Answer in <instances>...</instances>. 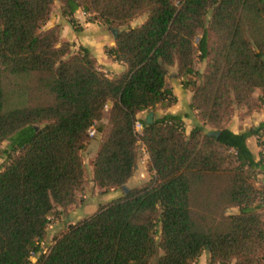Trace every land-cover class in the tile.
I'll use <instances>...</instances> for the list:
<instances>
[{"label": "trees", "instance_id": "trees-1", "mask_svg": "<svg viewBox=\"0 0 264 264\" xmlns=\"http://www.w3.org/2000/svg\"><path fill=\"white\" fill-rule=\"evenodd\" d=\"M55 2L71 26L80 9L114 33L105 53L121 74L108 77L87 49L60 41L58 26L46 28ZM174 67L200 123L188 135L179 115L137 119L176 103ZM255 91L263 105L264 0H0V264H195L204 253L206 264H264V122L223 126ZM91 127L101 135L92 183L122 196L44 254L50 218L80 202ZM139 143L151 178L128 187Z\"/></svg>", "mask_w": 264, "mask_h": 264}, {"label": "rangeland", "instance_id": "rangeland-1", "mask_svg": "<svg viewBox=\"0 0 264 264\" xmlns=\"http://www.w3.org/2000/svg\"><path fill=\"white\" fill-rule=\"evenodd\" d=\"M176 1V0H174ZM57 6L53 5L52 6V11H54V9H56ZM144 17L138 18L135 21H133L130 25L132 27H135L137 25H139L140 23H142ZM66 21L68 22V19H66ZM75 22V21H74ZM75 26L73 27L75 30H78V25L75 22L74 23ZM58 26V25H56ZM59 27V26H58ZM194 68L197 70V72L199 74H201L205 68V62H196L194 65ZM176 75V68H172L169 71V75L167 77V85L170 87L171 84L175 85V82H179L180 86H183V89L185 90H189L191 93V88L189 87H184L183 84V80L179 79L178 77L173 78V76ZM192 80H195L194 78H192ZM197 77H196V83H197ZM260 96V91H255L251 97V102H250V107L249 108H236L234 110L233 115L229 118V120L225 121L223 123V126L228 128L229 130H235V131H239V130H249L251 128H254L256 126H258L259 123L264 122V104L261 105L258 101V98ZM157 108V107H156ZM154 109L152 111H150L152 114H154L153 112L157 109L160 108V106L157 109ZM189 113L192 117L195 118V121L198 122L197 118L195 117L194 112H192L188 107L185 108L184 112ZM147 112V113H150ZM107 119V113L104 112L103 115V120ZM102 120V122H103ZM200 124V123H199ZM190 128L192 129L194 127V124L192 122V125H189ZM184 129V127H183ZM205 130H210L208 127L205 128ZM189 134V133H188ZM92 139L94 138H89L87 145L93 141ZM8 146V142H3L0 146V165L5 163V159H4V154L2 153V151L4 149H6V147ZM248 146L251 148V150L253 151L254 156H256V158H258V151L259 148L257 147V140L256 138L252 137L250 140V143H248ZM93 150L90 147H85V149L82 151L81 153V159H82V163H83V172H84V178H85V183H84V187H83V191L79 197L80 202L75 205V206H71L70 208H68L66 211L62 210V209H57L58 210V214H56L55 216H52L50 218V222L49 225L47 227V231L45 234V237L43 239V242L41 244L42 246V253H47L49 248L53 245L54 240L56 237H58L61 233H63L64 231L67 230L68 226L75 223V217H81V215H83V217L85 216H90L91 214L95 213L96 210L106 204L108 200V194H101L99 193L98 189L95 188V186L92 184V177L90 174V160H91V156H92ZM140 157V154H139ZM139 166H141L143 168V171H139L137 173V175H135L136 179L135 181H133V183L131 185H128V187H137L140 188L141 186H143L144 184L148 183V181L151 178V174L147 172L146 169V164L141 165L139 163ZM140 174H143V177H140ZM259 184H263L264 183L261 182L262 180V176L259 175ZM260 186V185H258ZM118 196H122V192L121 190L117 189L116 190V195H114L112 198L118 197ZM237 212L236 208H229L228 210H226V214H235ZM262 214L264 216V207L262 210ZM158 238V237H157ZM208 259V255L207 254H203L199 260L195 263V264H206ZM31 264H34L36 259L35 258H31Z\"/></svg>", "mask_w": 264, "mask_h": 264}, {"label": "crops", "instance_id": "crops-1", "mask_svg": "<svg viewBox=\"0 0 264 264\" xmlns=\"http://www.w3.org/2000/svg\"><path fill=\"white\" fill-rule=\"evenodd\" d=\"M57 6L54 11H52L50 19L46 25V28H51L53 26L58 25L60 29V41L62 43H68L72 45V49L76 50L79 47L87 49L90 54L95 59L97 65L99 68L107 74L108 77H113L115 75L121 74L125 67L122 63H119L117 61H114L111 57H109L105 50L107 48H110L114 45V35L113 32L109 31L107 28H105L103 25L98 24L96 22H89L87 21V16L80 10H76L72 18L78 25V30H75L67 21L66 19L61 15L60 8L61 4L59 2H55L54 6ZM173 78H176V75L173 76ZM170 89L173 93V95L176 98V103L173 104L170 107H161L157 109L159 106H157V110H155L152 113L147 112H141L137 115V119L139 121H150L151 118H160L164 115L170 114V115H179L182 116V124L184 127V132L186 135L191 131V128L189 125H192V122L194 126L197 124V121H195V118L192 117L189 113L186 111L184 112L185 108H189L191 93L189 90L183 89V86L179 84V82H175V85L171 84ZM103 124H107V119L103 120ZM233 133H239L245 131L239 130H231ZM86 147L92 148L93 153L90 160V174L92 177V161L99 149L100 146V140L101 135L96 133V136L94 139H92ZM251 138L247 140V146L248 143H250ZM249 150L253 154V151L248 146ZM143 171V168L141 166H137L135 175L141 170ZM132 176V178L129 180L128 185H131L133 181H135L136 177ZM92 179V178H91ZM93 184V183H92ZM96 188V187H95ZM108 194V200L106 203L115 200L118 197L112 198L114 195H116V190L110 191ZM84 215V214H83ZM75 217V221H78L83 217ZM86 217V216H85Z\"/></svg>", "mask_w": 264, "mask_h": 264}, {"label": "built area", "instance_id": "built-area-1", "mask_svg": "<svg viewBox=\"0 0 264 264\" xmlns=\"http://www.w3.org/2000/svg\"><path fill=\"white\" fill-rule=\"evenodd\" d=\"M141 125L139 122H136L134 124V130L136 133H140L141 132ZM96 136V132H95V129L93 127H91L89 130H88V138H94ZM139 154H140V157H139V163L141 165L143 164H146L148 163V160H149V156H148V152L145 148V146L141 143H139ZM140 177H143V174H140Z\"/></svg>", "mask_w": 264, "mask_h": 264}, {"label": "water", "instance_id": "water-1", "mask_svg": "<svg viewBox=\"0 0 264 264\" xmlns=\"http://www.w3.org/2000/svg\"><path fill=\"white\" fill-rule=\"evenodd\" d=\"M113 35H114V33H113Z\"/></svg>", "mask_w": 264, "mask_h": 264}]
</instances>
